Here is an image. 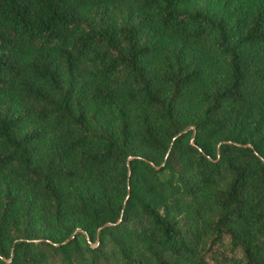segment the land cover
<instances>
[{"label": "trees", "instance_id": "obj_1", "mask_svg": "<svg viewBox=\"0 0 264 264\" xmlns=\"http://www.w3.org/2000/svg\"><path fill=\"white\" fill-rule=\"evenodd\" d=\"M0 264H264V0H0Z\"/></svg>", "mask_w": 264, "mask_h": 264}, {"label": "rangeland", "instance_id": "obj_2", "mask_svg": "<svg viewBox=\"0 0 264 264\" xmlns=\"http://www.w3.org/2000/svg\"><path fill=\"white\" fill-rule=\"evenodd\" d=\"M207 1H208V0H199V3H200V4H203V3H205V2L207 3Z\"/></svg>", "mask_w": 264, "mask_h": 264}]
</instances>
